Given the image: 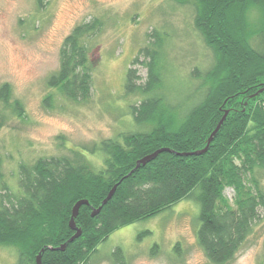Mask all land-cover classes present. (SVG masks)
<instances>
[{
    "label": "trees",
    "instance_id": "trees-1",
    "mask_svg": "<svg viewBox=\"0 0 264 264\" xmlns=\"http://www.w3.org/2000/svg\"><path fill=\"white\" fill-rule=\"evenodd\" d=\"M173 1L192 5L193 25L213 53L208 69L191 71L200 77L202 92L188 106L170 102L164 36L154 30L122 84L123 95L136 98L128 104L135 129L65 154L20 161L15 185L0 168V245L16 250L14 264H36L42 249L41 264H88L97 244L118 227L193 195L199 204L196 241L211 264L231 261L253 233L259 210H264V91L255 94L264 86V0ZM36 2L42 5V0ZM253 9L260 13L254 23L248 18ZM101 26L99 17L73 26L60 46L57 69L46 79L48 87L72 102L91 97L89 43ZM135 63L147 70L143 82ZM51 94L44 98L48 106ZM0 103L12 115L25 116L7 82L0 85ZM226 110L205 152L176 154L202 149ZM0 119H5L2 113ZM161 147L173 151L159 152L135 168L138 159ZM115 184L111 197L91 215ZM226 187L233 191L231 200ZM80 199L88 201L74 217L81 232L68 241L75 232L68 224L71 209ZM62 243L64 249H58ZM122 258L116 248L112 261ZM256 264H264V242Z\"/></svg>",
    "mask_w": 264,
    "mask_h": 264
},
{
    "label": "rangeland",
    "instance_id": "rangeland-1",
    "mask_svg": "<svg viewBox=\"0 0 264 264\" xmlns=\"http://www.w3.org/2000/svg\"><path fill=\"white\" fill-rule=\"evenodd\" d=\"M259 15L253 9L248 18L258 22ZM193 16L192 5L173 0H42L41 6L36 0H0V85H10L11 99H18L25 113L23 118L12 115L0 103L5 118L0 119L4 178L15 185L20 161L65 154L135 129L128 104L136 98L124 96L122 84L137 50L152 39L148 35L154 30L164 36L170 102L183 107L192 103L202 89L200 77H192L191 71L194 67L205 71L213 61ZM92 17L102 20L89 43L92 93L87 102H72L48 87L46 79L58 67L64 37ZM132 66L143 82L146 68L139 63ZM48 94L52 95L49 106L44 102ZM89 158L98 162L95 156ZM224 194L231 200L233 191L226 187ZM198 209L193 195L152 217L120 226L97 244L88 264H114L116 248L123 256L117 264H211L196 241ZM263 242L264 210L260 209L253 233L226 264H256ZM16 256L13 247L0 245V264H14Z\"/></svg>",
    "mask_w": 264,
    "mask_h": 264
},
{
    "label": "water",
    "instance_id": "water-1",
    "mask_svg": "<svg viewBox=\"0 0 264 264\" xmlns=\"http://www.w3.org/2000/svg\"><path fill=\"white\" fill-rule=\"evenodd\" d=\"M261 91H264V86L261 87L255 94H257V93H259ZM227 113H228V110H226L224 112V114L222 115V117L219 119L217 125L215 126V128L213 129V131L210 133V135H209V137L207 139L206 145L202 149L195 150V151H192V152H176V154H178V155H189V154H201V153L205 152L207 150V148H208L209 143L213 139L214 134L217 132V130L219 129L221 123L223 122L224 118L226 117ZM162 151H173V150H171V149H169L167 147L158 148L155 151H153L152 153H150V154H148V155H146V156L138 159L136 161L135 168H137L140 164H145L147 161L153 159L159 152H162ZM115 188H116V184L110 189V191L108 192V194L106 195V197L102 200L101 205H99L97 208H94L92 210L91 215H94L95 213H97L100 210L101 206L111 197V195L113 194ZM87 203H88V201L86 199H80V200H77L73 204L72 209H71V215H70V219H69L68 224H69V226H70L71 229L75 230V232H74L73 235H71V237L68 239V241H72L74 238H76L77 236H79V234H80L81 231H80V229L76 228L75 222H74V217L77 215L78 210H79V207L82 204H87ZM65 244L66 243H62L57 248L62 250V249H64ZM41 251L36 256V264H41Z\"/></svg>",
    "mask_w": 264,
    "mask_h": 264
}]
</instances>
